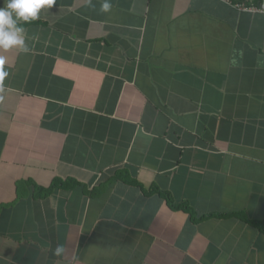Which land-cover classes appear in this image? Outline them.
I'll return each mask as SVG.
<instances>
[{"label": "crops", "instance_id": "crops-1", "mask_svg": "<svg viewBox=\"0 0 264 264\" xmlns=\"http://www.w3.org/2000/svg\"><path fill=\"white\" fill-rule=\"evenodd\" d=\"M110 2L0 52V264H264V0Z\"/></svg>", "mask_w": 264, "mask_h": 264}, {"label": "clouds", "instance_id": "clouds-1", "mask_svg": "<svg viewBox=\"0 0 264 264\" xmlns=\"http://www.w3.org/2000/svg\"><path fill=\"white\" fill-rule=\"evenodd\" d=\"M55 0H3L0 6V52L18 49L21 52L29 51L26 43V29L24 24L39 19L41 11L51 8ZM91 3V0H89ZM110 0H102L100 11L110 12ZM6 57L0 54V81L8 75L4 69ZM64 252L62 245L54 250L56 255Z\"/></svg>", "mask_w": 264, "mask_h": 264}, {"label": "trees", "instance_id": "trees-1", "mask_svg": "<svg viewBox=\"0 0 264 264\" xmlns=\"http://www.w3.org/2000/svg\"><path fill=\"white\" fill-rule=\"evenodd\" d=\"M56 181H57V182H56ZM60 183H61V185H62V182H60ZM60 183H59V181H58L57 179H55V181H54V183L52 184V186H51L49 189H45V193H46V195L49 194V193L51 192V190H52V188H53L54 186H61ZM62 186H65V185H62ZM169 202L171 203V205H172L173 208H175V209L183 208V209H186V210H190V208L187 207V206H186L185 204H183V203L177 205V204L173 203L170 199H169ZM254 223L257 224V225L262 226V223H258V222H254Z\"/></svg>", "mask_w": 264, "mask_h": 264}]
</instances>
